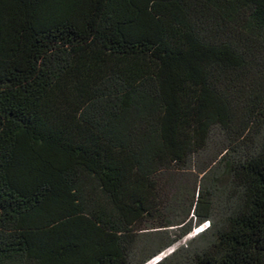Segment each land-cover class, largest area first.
<instances>
[{"label": "trees", "instance_id": "1", "mask_svg": "<svg viewBox=\"0 0 264 264\" xmlns=\"http://www.w3.org/2000/svg\"><path fill=\"white\" fill-rule=\"evenodd\" d=\"M173 247L264 264V0H0V264Z\"/></svg>", "mask_w": 264, "mask_h": 264}, {"label": "bare ground", "instance_id": "2", "mask_svg": "<svg viewBox=\"0 0 264 264\" xmlns=\"http://www.w3.org/2000/svg\"><path fill=\"white\" fill-rule=\"evenodd\" d=\"M201 228H202V230L204 229L203 227H201ZM196 231H197V230H196ZM195 233H197V232H195ZM195 233H193V234H195ZM193 234L190 235V236H188L187 239L190 238V237H192ZM187 239H186V240H187ZM182 242H183V241L177 243L176 246H175V248H176L177 246H179ZM171 249H172V248H171ZM172 251H173V250H172ZM172 251H171V250L166 251L165 253H163L162 255H160L159 257H157L156 259H154L153 261H151L150 264H154V263H156L157 261H160L161 258H164L166 255L170 254Z\"/></svg>", "mask_w": 264, "mask_h": 264}, {"label": "rangeland", "instance_id": "3", "mask_svg": "<svg viewBox=\"0 0 264 264\" xmlns=\"http://www.w3.org/2000/svg\"><path fill=\"white\" fill-rule=\"evenodd\" d=\"M196 230H197V231H196ZM196 230H195V231H192V232H193V233H195V232L199 233L200 231H202V228H199V229H196ZM193 233H192V234H193ZM192 234H191V235H192ZM195 234H196V233H195ZM195 234H193V236L190 237V238H188V239H187V238L183 239V240H182L183 242H182L179 246L184 245L187 241H189L190 239H192V238L194 237ZM196 235H197V234H196ZM196 235H195V236H196ZM186 239H187V240H186ZM180 242H181V241H180ZM179 246H177V247H179ZM177 247H176V248H177ZM173 249H174V247H173L172 249H170V250L172 251ZM149 264H150V263H149Z\"/></svg>", "mask_w": 264, "mask_h": 264}, {"label": "clouds", "instance_id": "4", "mask_svg": "<svg viewBox=\"0 0 264 264\" xmlns=\"http://www.w3.org/2000/svg\"><path fill=\"white\" fill-rule=\"evenodd\" d=\"M207 226H208V223L206 222V223H204L202 226H200V227H198V228H196V229H199V228H201V227L206 228ZM196 229H194L193 231H195Z\"/></svg>", "mask_w": 264, "mask_h": 264}]
</instances>
